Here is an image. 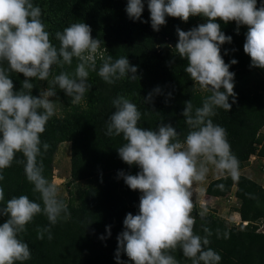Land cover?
Here are the masks:
<instances>
[{"label": "clouds", "instance_id": "9594fccd", "mask_svg": "<svg viewBox=\"0 0 264 264\" xmlns=\"http://www.w3.org/2000/svg\"><path fill=\"white\" fill-rule=\"evenodd\" d=\"M145 6L150 26L157 32L167 24V17L182 22L190 17L206 18L205 23L187 31L176 28L175 53L187 60L185 71L209 95L200 107L185 101L182 116L189 131L183 141L170 123H161L155 130L140 127L142 113L124 96L112 100L115 111L105 122V135L122 137L125 142L117 148L119 158L139 169L135 175L119 170L117 177L141 194L137 214L125 215L123 231L116 237V264H129L121 259V253L134 264H179L172 254L177 249L191 264H220L221 255L208 247L211 233L203 237L196 234L192 215L193 185L206 179L209 165L221 176L239 179V161L227 131L212 119L217 109L230 111L237 97L235 73L230 67L238 61L233 58L226 63L221 55V47L231 44L233 38L222 31L217 18L224 24L234 21L237 34L240 26H247L243 51L251 58L250 67L264 69V0L260 7L257 0H127L125 12L134 22L148 23L142 16ZM41 17V8L33 0H0V181L4 180V169L22 153L26 178L43 202L42 207L26 195L6 201L0 186V216L7 217L0 224V264H24L31 259L29 245L20 235L37 215H45L49 222L38 230L40 240L45 234L51 240L52 227L70 218L57 187L43 175L42 163L38 162L41 135L57 115V90L70 97L72 104H80L92 86L88 81L91 72L110 85L124 78L138 79V66L126 56L113 60L111 55L100 53L103 62L97 68V54L102 47L107 50L103 41L92 37L88 24L73 23L57 31V48ZM74 58L78 63L73 73L62 71L53 76L54 66H71ZM12 72L25 77L22 89H14ZM33 81H47L50 86L34 96ZM161 91L159 86L154 88L144 103ZM42 147L46 151L49 145ZM105 232L101 240L111 236L110 225Z\"/></svg>", "mask_w": 264, "mask_h": 264}, {"label": "trees", "instance_id": "16d2710c", "mask_svg": "<svg viewBox=\"0 0 264 264\" xmlns=\"http://www.w3.org/2000/svg\"><path fill=\"white\" fill-rule=\"evenodd\" d=\"M42 11V21L50 33L51 42L58 48L55 39L57 31L73 23H86L92 29V37L104 43L97 54V68L102 64L100 53L111 55L113 60L126 56L132 65L138 66V79L127 78L115 84H107L96 73L88 78L92 85L80 104H72L70 97L57 90V115L52 117L41 135V155L43 175L53 184L54 159L61 144L70 145V171L66 182V196L60 197L67 205L70 218L61 220L52 227V239L37 238L38 230L48 225L47 217L39 214L21 233L30 248L31 259L24 264H116L115 250L117 235L123 231V220L129 212L137 214L138 190H131L117 177L119 170L135 175L139 169L129 167L117 153V148L125 141L122 137L105 135V122L115 109L112 100L124 96L136 104L142 113L140 127L155 130L161 123H170L180 132L183 141L189 129L184 122L182 111L185 101L194 107L202 106L209 95L202 91L185 71L187 60L175 53L178 36L176 28L189 30L205 23L206 18L190 17L187 22L179 18L167 17V24L160 31L150 26L147 6L142 13L148 23L132 21L125 12L127 0H33ZM261 0H257L260 7ZM221 23L222 31L232 36L231 44L221 47V55L226 63L235 58L238 63L230 67L235 73L234 92L236 103L230 111L217 109L213 122L227 131V139L233 154L239 161V172L249 163L252 156L264 159V69L250 67L251 58L243 51L247 26L231 21ZM228 54L224 55V50ZM78 61L74 58L71 66L53 67V76L63 72L73 73ZM5 67L7 65L5 64ZM14 89H22L25 77L21 73H10ZM52 76L49 77V81ZM32 95L38 96L40 89L50 86L47 81H33ZM159 86L161 93L151 102H145L147 94ZM171 93V96H168ZM231 103V97L229 98ZM49 145L43 150L42 145ZM4 180L0 181L5 191V200L20 195L40 203L38 192L25 175V157L17 153L11 167L4 169ZM222 185L223 187H220ZM235 187L234 196L239 205L234 208L241 222L229 223L215 213L202 212L193 206L195 217L194 232L208 236L211 247L218 252L220 264H264V231H258L260 221H264V187L252 178L240 174L239 179L219 176L210 180L205 188L206 199L228 197ZM203 213V216H201ZM6 216H0V224ZM243 222H247L243 224ZM89 223V224H88ZM111 226V236H106L105 227ZM179 264H191L180 249L172 253ZM121 259L131 262L126 254Z\"/></svg>", "mask_w": 264, "mask_h": 264}, {"label": "rangeland", "instance_id": "374dc122", "mask_svg": "<svg viewBox=\"0 0 264 264\" xmlns=\"http://www.w3.org/2000/svg\"><path fill=\"white\" fill-rule=\"evenodd\" d=\"M264 132V128H263ZM255 158V159H254ZM251 157L249 160V163L246 165L247 173L254 174L255 176H252L254 180H259L258 176H261V178L264 179V160L259 161L258 158L255 156ZM260 162V163H259ZM209 173L206 177V179L203 182L194 183L192 188V202L193 206L198 207L202 212L207 213L208 210H215V213L218 216H221L226 219L232 211L235 206V203H233L231 200H228L227 198H219L216 200L212 199H206L205 196V186H207V183L217 178L221 175H219L214 166L209 165ZM69 171H70V145L69 143L65 142L61 144L58 148V151L56 153L55 159H54V179L53 184L57 187L58 193L60 197L66 196V182L69 179ZM246 175V174H245ZM251 176V175H250ZM227 220V219H226ZM228 222V221H227ZM233 221L230 220L229 223Z\"/></svg>", "mask_w": 264, "mask_h": 264}, {"label": "crops", "instance_id": "0c3cea01", "mask_svg": "<svg viewBox=\"0 0 264 264\" xmlns=\"http://www.w3.org/2000/svg\"><path fill=\"white\" fill-rule=\"evenodd\" d=\"M253 158H254V156H252ZM255 159V158H254ZM261 160H264V159H259V161H261ZM251 161V160H250ZM260 163V162H259ZM247 167H245L243 170H241L239 173L240 174H243V175H245L246 174V176H248V177H250V178H253L252 176H255L254 174H251L250 172L249 173H247V172H245V171H247V169H246ZM251 175V176H250ZM258 178H259V180H257V182L258 183H260L263 187H264V179L263 178H261V176H258ZM254 180V179H253ZM256 181V180H255ZM208 184V183H207ZM206 187V186H205ZM205 190V189H204ZM234 191H235V187L233 188V191H232V193L228 196V197H219V198H227L228 200H231L233 203H235V206H234V208H236L238 205H239V203H238V200L236 199V197L234 196ZM219 198H217V197H214V198H211L212 200H216V199H219ZM233 208V211H232V213L228 216V217H226V219H227V221L228 222H230V220L231 221H233V222H231V223H235V224H238L239 222H241V218H240V215H239V213L235 210ZM243 224H244V222H243Z\"/></svg>", "mask_w": 264, "mask_h": 264}, {"label": "built area", "instance_id": "2783aa9c", "mask_svg": "<svg viewBox=\"0 0 264 264\" xmlns=\"http://www.w3.org/2000/svg\"><path fill=\"white\" fill-rule=\"evenodd\" d=\"M264 167V166H263ZM247 222H244L246 224ZM258 231H264V221H260L259 227L257 229Z\"/></svg>", "mask_w": 264, "mask_h": 264}]
</instances>
